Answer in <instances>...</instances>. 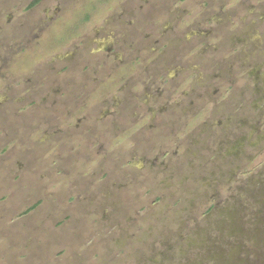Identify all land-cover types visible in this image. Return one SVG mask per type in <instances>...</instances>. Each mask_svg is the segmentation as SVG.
I'll use <instances>...</instances> for the list:
<instances>
[{"label":"rangeland","instance_id":"374dc122","mask_svg":"<svg viewBox=\"0 0 264 264\" xmlns=\"http://www.w3.org/2000/svg\"><path fill=\"white\" fill-rule=\"evenodd\" d=\"M30 1L7 0L3 7L0 1V44L12 50H0L1 61L6 59L0 71L13 77L0 79V93L6 92V79L7 85L23 90L21 80L30 79L35 81L31 96H25L19 106L30 107L37 96L48 101H42L38 111H23V121L12 126L16 139L20 134L25 137L24 145L14 141L7 161L0 153V214L7 213L9 219L0 223V264H264V0H244L243 4L211 0L212 12L199 4L201 0L198 5L194 0L184 3L187 9L180 20L168 14L155 17L152 27L171 28L174 34L196 28L211 31L207 45L216 52H206L204 57L209 56L211 62V57L216 62L219 57L230 62L220 68L221 77L211 81V95L200 100L201 105L195 107L198 111L182 113L179 107L173 108L172 101H185L182 91L199 72H210V68L207 63L202 68L197 60L187 65L183 62L187 55L182 56L183 61L176 56L180 66L166 68L173 75L163 84L169 94L157 103L170 110L164 116L156 115L154 127L140 134L154 138L148 142L153 148L129 142L121 131L116 135L119 138L112 139L115 126L130 125L125 117L130 106L102 118L100 113L107 108L104 103L116 110V97L122 93L106 79L105 69L84 72L79 61L95 53L97 45L90 39H95L94 31L105 16H113L114 22L125 20L121 7L130 1L128 6L134 7L140 21L137 9L144 10V4L107 0L101 3V10L94 7L91 19L79 29L90 37L86 46L73 38L76 49L69 45H60L55 52L37 48L43 54L40 61L34 58L39 63L30 71L18 56L36 40L32 45L28 36H17L10 29L20 8V14L27 12L20 24L29 23L31 16L38 19L31 37L55 30L61 42L76 30L75 23H80L85 10L105 0H42L27 9ZM230 11L236 13L227 14ZM70 23L74 25L69 27ZM166 37H172L171 31ZM189 41L181 54H187L193 38ZM58 54L55 65H71L75 70L69 80H63L70 83V94L64 90L62 78L44 77L46 72L52 73L46 66ZM102 54L98 52L94 58L101 59ZM176 67L183 70L177 72ZM141 69L138 65L134 69L138 78L144 77ZM82 75H87L83 82ZM101 89V99H91ZM50 101L57 109L53 118L44 109ZM162 119L166 128L160 127ZM59 122L68 129L78 124L79 133L74 135L80 139L61 144L47 138L45 134ZM147 122L148 118L142 124ZM159 129L164 133L157 136ZM94 136L101 138L100 147L91 141ZM69 144V154L77 159L71 165L74 168L68 170L70 176L56 174L59 158ZM89 171L94 175L87 176ZM39 201L33 211L12 219Z\"/></svg>","mask_w":264,"mask_h":264},{"label":"flooded vegetation","instance_id":"af4514ba","mask_svg":"<svg viewBox=\"0 0 264 264\" xmlns=\"http://www.w3.org/2000/svg\"><path fill=\"white\" fill-rule=\"evenodd\" d=\"M0 1L3 7V3H6L7 0H0ZM14 1H17V0H14ZM41 1L42 0H32L28 2V4L26 5L27 6L26 8L31 9L32 7L41 3ZM193 1L194 0H139L138 3L141 4L142 2L144 4V7H143L144 10L142 9L141 6H138V9H137V15L141 16L140 21L136 19L133 13L134 7L132 5L128 6L130 1H126L125 6L121 7L122 14H124L126 19L125 20L119 19L117 22H114L116 20L114 19L113 16L110 19L109 18L106 19L107 16H105V20L103 21L101 26L96 27V30L94 31L95 34H93V36H95V39L93 41L92 39H90L88 33H85L84 35H82L81 32H79L80 31L79 29H84L82 26L86 24L89 19H91V16L89 14L91 12H94L92 9L95 7V11H98V9L101 10V8H103V7H100V5H102L101 3H106L107 0L101 1L100 3L97 2L96 4H94L93 7H91L88 10H85L86 12H84L80 16V20H79L80 23L79 24L75 23L77 24L76 30H73L72 33L69 35V37L65 36V39L61 42L58 38L59 34L58 35L54 34L55 30L53 31L52 34L50 32L47 35H45V33L44 34L39 33V35L36 34L35 36L31 37L32 30L34 29V24L36 23V21L38 22V19L31 16L28 18L29 23L27 22L26 25L20 24V22L23 21L25 14L27 13L26 12V13L20 14L19 12H22V8H20L16 18L14 19L12 23L13 25H10L12 27L10 29L13 32H17V36H19V34H22L23 37L28 36L29 41L32 43V45L34 44V41L36 40L35 41L36 44H34L32 47L28 46L26 49L21 51L18 56L21 62H23L24 66L27 67V69H29L30 71H33L35 66L38 65L39 63L38 61L41 60V57L39 55L43 54V52L39 54V51L41 50H37V48H42L43 51L52 52L54 49L56 50L57 47L60 45H63V46L69 45V47L72 46L76 49V46L74 45L75 43H71L72 41L71 39L73 38L75 39L79 38L78 40L81 43L83 42L82 45L84 48L88 40L90 39L92 43L97 45V49L94 54L97 55L98 52H101L103 54H102L101 59L94 58V54H93L90 57V59L86 57V59L82 58V60H79L81 61V64H82L81 70H83L84 72H87V70L91 68V70L94 71L93 73H95L99 68H101V71L102 69L103 70L105 69L106 70L105 76L107 75L106 79L113 82L114 84L113 87L116 92L122 93L120 96L116 97V98H119L116 105L113 106L116 108V110H111L110 107L112 106V104H110L109 102L106 101L104 103V101H102L106 105L107 108H106V111H104L103 109V111L100 113V116L102 118L112 116L115 113H117V109L118 110L125 109L124 105H127L128 107L130 106V109H125L127 112L126 115L124 113L125 110L123 112L125 117L128 119L127 121L131 120L130 125H127L125 123V126L123 129H120L119 125L115 126L114 129L111 130V133H113L112 139L119 138V135L118 136L116 135L119 131H121V133H124L127 135L126 138L129 142L134 143L136 145L145 143L146 145L149 146V148H153L152 144L150 145L148 144V142L153 140L154 138H152V136H149L148 133H146L147 136L145 137H143L142 135L140 136V134L143 133L145 129L149 130L153 128L154 127L153 120L155 116L156 115L164 116L166 113V110L169 109L168 107L161 106V104H157V103L159 102V100L163 98L166 99V97L169 94L167 88H165L163 84L169 81L170 79H172L171 76L173 75V74H168L167 73L168 70H166V68L171 67V66H180L179 61L176 60V56H178L181 59V61H183L182 56L187 55V59L183 61V62H186L187 65H191L192 62L195 64L196 62L194 60H197L199 64L202 66V68H204L203 67L204 63H207V69L210 68V72L207 70L205 73L204 71L199 72V75L196 77V79H194V81H192L190 85L182 91V95L185 98V101H183L184 99H176V98H175V101H172L173 108L179 107L180 109L179 111L182 113L188 110L190 112L192 111V109H194L193 111H198L197 108L195 107L201 105L200 100L207 98L208 96L210 97L211 95L210 94L211 86H209L211 81L213 80V78H216V77L220 78L221 77V74L219 72L220 68L224 66V63L230 62V59L227 61L226 59L222 61L223 58H220V57L217 58V60H220L218 62H216L215 57H211L213 58V61L211 62L209 56L204 57L206 52H210V51L216 52L215 47H212L213 50H211L210 45H207V40H208L207 37L212 36L211 31L204 32L205 30L200 31V29L196 28V30H193L190 32L185 31L183 33L174 34V30H172L171 28L158 29L156 27L151 26L152 23L155 24V21H156L155 19H157L155 17H158L161 14H164L165 16L167 14L168 16L174 15L180 20L181 15L184 14L187 9L185 7L187 5H184V3L193 2ZM221 1L222 0H219L216 3L220 4ZM243 2L245 1L239 0L238 4H243ZM138 3H136L135 5H137ZM193 3L198 5L197 0L194 1ZM211 3H212L211 0H201L199 4L202 5L204 9H207L210 12H212L213 11L212 9L214 6ZM219 4H216V5L219 6ZM172 6L174 7V9H172ZM218 10L221 13L222 7L220 6ZM144 13H146L149 16H146ZM204 13L206 14V12ZM231 13L235 14L236 12L230 11L227 14H231ZM248 14L252 15L254 13L252 11H248ZM257 15L254 14L255 17H257ZM147 17H150L151 20L148 22L142 21V19H146ZM120 18H121V15H120ZM50 19H51V16L46 17L47 21H50ZM72 25H74V23L72 24L70 23L69 27ZM119 25L120 26L122 25V26L119 27ZM146 25H148V27ZM66 28L68 27L63 28V30L66 31ZM39 30L37 29L38 32ZM170 31L172 33V37L169 39L166 37V32H170ZM186 33H189V35ZM191 38H193V42L189 46V49L187 47V54L185 53L181 54L180 52H181V48L183 44H186L188 46L190 43L189 40ZM55 39H57L56 42H55ZM211 39L212 38H210V40ZM2 47L4 48L5 51L9 49L8 53L12 52V50L8 47L7 44H2V45L0 44V50L2 49ZM25 51H29V52L26 58L24 57L22 61V56L23 54H25ZM34 54H35V57H33ZM29 58L30 60L28 61ZM34 58H38V61L36 62L35 61L36 59L34 60ZM58 58H59V54L58 56L54 55V58L49 61L46 67L50 69L52 73L48 71L44 74V77L47 80L55 79V78L57 79L62 78V83H64L63 84L64 90L67 91L70 83L69 82L66 83L63 80H66V81L69 80L72 74L75 73V70L73 69V66L71 65L70 66L64 65L62 67L60 66L61 63L60 65L58 64L55 65L56 63L55 60L57 61ZM2 60L4 62L6 61V59H2ZM202 61L204 62L201 64ZM4 62H2L0 59V65H2V63ZM176 63H178V65ZM7 65L9 66L10 64L7 63ZM136 65L142 68L141 72L144 74V77L138 78V75L134 71ZM176 69L178 70V71L176 70L177 72H179V70H183L181 69V67H178V68L176 67ZM188 69L190 68L188 67ZM0 73H1L0 79L6 77L7 79L10 80L13 78L11 75L9 76L8 74L2 73V71H0ZM86 77L87 75L86 76L82 75V82L85 81ZM7 79L5 80L6 85H4L6 92L0 93V96H3L2 100L0 101V153L4 154V158H3L4 161H7L9 157L12 156L11 154L12 145L14 141H17V144H20V146L24 145L23 141H25V137L23 138L22 135L20 134V137H17L16 139L15 131L13 132L11 130L13 125L15 127V123L23 121L21 118L22 112L25 110L31 111V112L38 111L39 107L42 106L41 104L44 101H47L45 98H40V96H37V98L29 97V98H32V101H33L31 102V106L27 108L20 107L19 105L21 104L22 99H24V97L27 96L28 94H30L31 96V92L33 91L32 85L35 83V81L30 82V79H25L23 81L21 80L20 83L24 84L25 86L23 90L21 88L17 89L16 86H13L11 84L7 85ZM200 80H202V82ZM95 82H100V81L95 78ZM95 82L93 81V83ZM101 90H100L101 94L98 92L96 95H93L91 99H94L95 101L100 100L101 99L100 96L102 95V92L104 91L103 89ZM67 93L70 94V92L68 91ZM85 96L87 97V95ZM34 102L36 104H34ZM182 103L184 104L182 105ZM54 105L55 103L50 101L49 107L47 106L44 108L47 111L46 113H49L52 118L57 110L55 109ZM115 108H112V109H115ZM146 118H148V122L145 123V125H143L142 122ZM42 121L40 120V123ZM162 121L163 119L159 120V122L162 125L160 127L166 128V125L163 124ZM23 126L26 128L30 127L29 125H24V124ZM35 126L38 127L36 123H35ZM66 126L67 125H64V123L61 124V122H59V124H53L52 125L53 129L48 131L50 134L46 133L45 136L47 138H55L56 142L60 140L61 144H64L67 141H70L71 139H74V138L75 140L80 139L79 136L76 137L74 135V132H78L77 131L78 124L75 126H72L70 129L66 128ZM55 127H59V128L56 129ZM161 133H164L162 129H159L157 132H155L157 136L162 135ZM134 137H136L135 140H134ZM121 140L123 141V138H121ZM91 141H93L95 145H99L101 142V138L94 136ZM70 146L71 145L69 144L66 147L67 149L65 150V154L63 153L61 154L62 156H60L59 158V164H58L59 166L57 167V170H55L56 172L58 171L56 174H60L64 172V173H67L65 174V176H68L69 175L68 170L70 168L72 169L74 168L71 165L74 164L77 159L74 160L73 157L69 154L72 150ZM35 160H37V158H35ZM25 161L27 162V160ZM32 171L34 172L35 170L32 169ZM88 175L93 176L94 172L89 171L87 172V176ZM74 178H76V176H74ZM65 179H67V177H65ZM35 192L37 191H33L32 194H35ZM4 203L6 207V209H4V212H6L8 211V204L6 202ZM40 203L41 201L34 202L32 205H30L24 211H21L20 214L16 215V217L15 218L13 217L12 219L17 220L18 218H20L19 216L26 215L30 211H33L35 208H37V206ZM2 208L3 207H1L0 205V210ZM212 208L213 207H211L210 209ZM12 216L13 215H11V217ZM5 220H9L8 214L1 213L0 223H3V221Z\"/></svg>","mask_w":264,"mask_h":264}]
</instances>
